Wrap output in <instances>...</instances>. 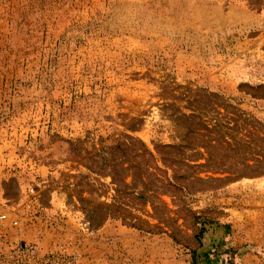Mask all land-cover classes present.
<instances>
[{
    "label": "rangeland",
    "instance_id": "rangeland-1",
    "mask_svg": "<svg viewBox=\"0 0 264 264\" xmlns=\"http://www.w3.org/2000/svg\"><path fill=\"white\" fill-rule=\"evenodd\" d=\"M82 264H264V0H0V210Z\"/></svg>",
    "mask_w": 264,
    "mask_h": 264
},
{
    "label": "built area",
    "instance_id": "built-area-1",
    "mask_svg": "<svg viewBox=\"0 0 264 264\" xmlns=\"http://www.w3.org/2000/svg\"><path fill=\"white\" fill-rule=\"evenodd\" d=\"M23 236L21 211L5 205L0 210V264H82L72 243L45 249Z\"/></svg>",
    "mask_w": 264,
    "mask_h": 264
},
{
    "label": "trees",
    "instance_id": "trees-1",
    "mask_svg": "<svg viewBox=\"0 0 264 264\" xmlns=\"http://www.w3.org/2000/svg\"><path fill=\"white\" fill-rule=\"evenodd\" d=\"M194 264H197V262H195Z\"/></svg>",
    "mask_w": 264,
    "mask_h": 264
}]
</instances>
